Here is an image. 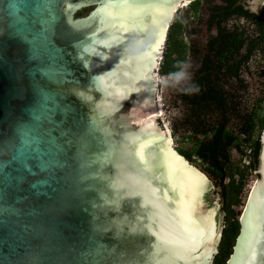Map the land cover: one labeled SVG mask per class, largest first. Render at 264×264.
Here are the masks:
<instances>
[{
  "label": "water",
  "instance_id": "95a60500",
  "mask_svg": "<svg viewBox=\"0 0 264 264\" xmlns=\"http://www.w3.org/2000/svg\"><path fill=\"white\" fill-rule=\"evenodd\" d=\"M190 1L0 0V264L213 263L223 215L214 231L210 185L171 150L157 105L176 11L160 49L164 27ZM259 143L225 264L264 226V127ZM173 229L201 246L176 259L160 243Z\"/></svg>",
  "mask_w": 264,
  "mask_h": 264
},
{
  "label": "trees",
  "instance_id": "16d2710c",
  "mask_svg": "<svg viewBox=\"0 0 264 264\" xmlns=\"http://www.w3.org/2000/svg\"><path fill=\"white\" fill-rule=\"evenodd\" d=\"M236 1L230 0L227 9ZM91 9L83 8L75 13V17L85 16ZM237 9H242V6H237ZM248 15L258 23L260 40L255 37L249 39L236 30L220 33L214 39L217 43L211 51L213 55H206L202 67L180 94L186 107L185 121L189 134L180 136L178 142H188L189 147H176V150L188 162L201 164L203 172L219 188L222 198L223 231L212 264H225L231 254L239 230L235 207L240 205L249 172L257 168L259 135L264 127V99L250 111L243 110L237 97L224 88V82L228 78H237L240 67L256 50L262 49L264 53V46L259 47L263 37L262 24L255 14ZM182 30L180 20L174 16L168 27L160 63L161 76L176 75L187 62L188 43ZM245 44L247 49H244ZM232 114L239 117V122L231 127L228 124ZM244 160L247 163H243Z\"/></svg>",
  "mask_w": 264,
  "mask_h": 264
},
{
  "label": "rangeland",
  "instance_id": "374dc122",
  "mask_svg": "<svg viewBox=\"0 0 264 264\" xmlns=\"http://www.w3.org/2000/svg\"><path fill=\"white\" fill-rule=\"evenodd\" d=\"M193 23V22H192ZM240 25L244 27V30L248 36L254 37L256 31L254 26L251 23L240 22ZM196 23H193V30L188 33L186 39L192 45V49L190 51V55L187 59L186 66L176 75L174 76H161L158 71V79H157V96L162 105V109L164 111V117L160 119V125L167 126L169 131L171 140H172V148L176 150V147H189V143H180L178 140L180 136L189 134L188 125L185 121L186 113H185V104L180 96V90L185 88L189 83V79L192 75L193 69L196 67V63L200 59V57L205 52V43L208 40L207 31L204 26L195 27ZM214 33V29L210 32V34ZM165 48V47H164ZM164 51V49H163ZM161 62V60H160ZM224 88L234 94L237 97L239 105L241 108L253 109L256 103L259 100L264 99V53L262 49L256 50L249 61L243 64L238 73L237 78L227 79L224 82ZM264 108V103H263ZM209 118V115L206 116ZM239 122V117L237 115L229 116V124L228 126H235L236 123ZM177 151V150H176ZM234 154V153H233ZM235 158L237 155H233ZM243 163H247L246 160ZM190 165L194 166L201 173L204 174L206 180L209 183V188L203 192V202L208 204L207 207H213L215 210V218H217L218 213L220 212L223 215V211L221 208V195L219 188L216 187L214 181L203 172L202 166L197 161L189 162ZM258 166V165H257ZM258 176L254 172H249L248 180L241 194V202L240 205L235 207L236 212L239 215L241 214V210L243 205L247 199V194L250 191L251 184L256 180Z\"/></svg>",
  "mask_w": 264,
  "mask_h": 264
},
{
  "label": "flooded vegetation",
  "instance_id": "af4514ba",
  "mask_svg": "<svg viewBox=\"0 0 264 264\" xmlns=\"http://www.w3.org/2000/svg\"><path fill=\"white\" fill-rule=\"evenodd\" d=\"M229 1L230 0H191L188 4H181L179 8L176 9V13L174 16H177V18L180 20V23L183 26V30H182L183 38L188 43L187 59L190 55L192 45L186 39V37L188 33H190V31H192L194 28L192 27L190 29L189 26L191 27L193 23H196L195 26L196 28L200 27V25L201 28L204 26L207 33H209L208 40L206 41L204 46L205 52L196 63V67L193 69L189 82H191V78L202 67L206 55L207 54H210V56L213 55L211 51H213L214 49L213 46L215 45V43H217V41H214V39L218 37L220 33L229 30H236L243 32L245 36H248L244 30V27L239 24L242 21V22L251 23V25L254 26V29L256 31L254 37L257 38V40H260L257 36L260 34L258 23L255 21V19H253V17L248 15V13L252 15L253 13H251L248 9H246L242 4H239L240 6H242V9L240 10L237 9V6L239 5H233L231 8L229 7V9H227ZM239 1L242 0H237L236 2ZM257 17L259 18L263 28V32H262L263 37L261 39V43L259 44V47H263L264 46V8L261 11V15ZM213 29H214V33L210 34V32ZM248 38L251 39L252 37L248 36ZM247 46L248 45L245 44L244 49H247ZM183 89L184 88L180 90V94H182Z\"/></svg>",
  "mask_w": 264,
  "mask_h": 264
},
{
  "label": "snow or ice",
  "instance_id": "6c2138e0",
  "mask_svg": "<svg viewBox=\"0 0 264 264\" xmlns=\"http://www.w3.org/2000/svg\"><path fill=\"white\" fill-rule=\"evenodd\" d=\"M125 2H127V0H125ZM123 31L128 32L130 29L124 28ZM82 54L87 56L88 53L83 52ZM186 230L190 231V226H186ZM173 231L175 232L173 238L161 239L160 243L165 245L167 249L172 250L176 259L182 258L181 250L193 252L201 246V240L195 236L187 238L179 229H173ZM128 235L131 238H136L139 233L137 230L129 228ZM201 236L204 241L209 240V236L203 232H201ZM155 264H159V262H155ZM241 264H264V226L261 227L259 236H257L255 232L252 233L248 240L247 250L244 253Z\"/></svg>",
  "mask_w": 264,
  "mask_h": 264
},
{
  "label": "bare ground",
  "instance_id": "6f19581e",
  "mask_svg": "<svg viewBox=\"0 0 264 264\" xmlns=\"http://www.w3.org/2000/svg\"><path fill=\"white\" fill-rule=\"evenodd\" d=\"M176 9H177V8H176V6H175V8L173 9V11H172L170 17L168 18V20H167V22H166V24H165L160 49L163 48V41H164V37H165V32H166V29H167V27H168V25H169L170 20L172 19L173 12L176 11ZM159 53H160V52H159ZM156 82H157V81H156ZM157 98H158V96H157ZM157 105H158V112H162V105H161V101H160L159 99H157ZM154 123H155V122H154ZM155 125H156V124H155ZM166 131H167V133L169 134L168 130H166ZM167 139H168L169 142H170V148H171V150L177 155V153H176V152L173 150V148H172V141H171V138L168 137ZM177 156H178V155H177ZM178 157H179L183 162H185L190 168H192L194 171H196L197 173H199L200 175H202L203 177H205L203 173H201V172H200L198 169H196L194 166H192V165H190L188 162H186L182 157H180V156H178ZM205 179H206V178H205ZM254 184H255V182H253V183L251 184L250 188H253ZM202 194H203V193H202ZM202 194H201V202H202ZM212 211H213V225H214V231H215V221H214V215H215V213H214V209H212Z\"/></svg>",
  "mask_w": 264,
  "mask_h": 264
}]
</instances>
